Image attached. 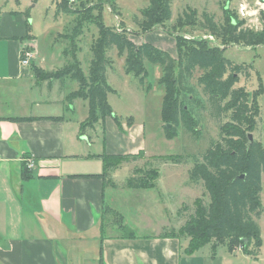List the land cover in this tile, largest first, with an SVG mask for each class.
Instances as JSON below:
<instances>
[{"label":"rangeland","instance_id":"1","mask_svg":"<svg viewBox=\"0 0 264 264\" xmlns=\"http://www.w3.org/2000/svg\"><path fill=\"white\" fill-rule=\"evenodd\" d=\"M114 1L117 5L116 10L107 0H2L0 8L15 13L12 31L27 33L18 37L19 40L27 39L28 34L33 35L32 39H35L36 49L39 52L37 62L33 64L42 72L56 73L74 63L76 59L80 62L84 74L87 75L93 59L92 45L99 38L97 23L101 21L105 26L114 27L115 13L120 16L121 27L129 31V38L136 44H140L141 41H150L157 47L170 52L177 60L174 37L178 35L186 39L187 43L202 40L208 41L212 46L226 49L224 52L226 57L252 67H249L248 73L241 74L235 87L242 89L245 87L250 93V104L256 103L258 106L259 113L256 112V118H251L254 129L247 130V132L253 134V142L260 141L264 147V46L241 44L224 46L220 39L200 30L196 24L185 27L176 23L177 17L188 10L189 12L195 10L199 19H203L204 14L207 13L213 15L216 21L223 22L227 10L236 18V21L243 23V27L260 31L264 29V0H173V18L164 25L153 26L150 30H145L140 22L142 21V9L148 7L151 0ZM63 4L68 6L70 11L58 14L57 8ZM3 20L6 22L5 18ZM76 28L80 30L78 34L75 32ZM74 53H76L75 56ZM107 56L110 61L107 70L108 82L114 89V92L108 94V102L115 114L119 116L121 123L125 122V133L130 134L128 128L131 124L144 125L142 143L145 148L137 159L122 164L112 172H118L124 176L128 174V176L126 179L119 178L121 180L117 181L118 192H113L111 186L107 189V204L112 205L113 203L123 218L115 211L106 210L105 235L127 236L132 233L161 235L165 231L168 234L172 231L178 232L187 221L188 215L194 212L195 202L199 198H203L204 201L209 198L204 181L194 180L191 170L196 164L204 162L203 156L207 153L212 141L219 140L220 126L229 119L211 114L207 95L199 84L198 77L201 71L198 70L188 82L193 87L192 94L195 99L203 100L205 107L198 108L196 101L189 100L190 98L184 99L185 107L190 108L198 120L196 125L198 131L188 132L181 123L177 127V135L170 137L167 122L162 118L165 88L161 84L163 76L161 66L146 62L148 72L141 83L139 78L125 71L126 52L121 55L120 51L114 48L108 52ZM35 76L33 85L36 90L45 81H47L45 82L46 87L49 86V82L55 80L57 84L62 85L64 92L60 93L58 88H55L52 95L65 103L66 117L70 118L68 122L69 142L70 137L73 136L81 144V152L85 150L95 153L105 152L106 123L104 124L103 119L100 118L95 122L94 127H91L89 123L83 132L82 124L89 117V103L80 97L75 101L69 98L72 92L80 88L79 83L77 84L68 76H65L64 80L59 78L41 80V77ZM33 93H35L34 97L42 98L43 96V93L39 91H32V95ZM32 95L28 97L31 98ZM185 95H182L180 100ZM167 103L169 104V101ZM255 108L252 106V110L256 111ZM107 120L111 123L114 121L112 117ZM82 136L89 140L82 139ZM177 158L182 160L176 162ZM136 168L142 169L144 173L152 169L151 174L148 172L151 188L137 189L125 186L130 176L139 175L135 173ZM108 184L111 185V183ZM110 198H112V203ZM262 199L264 204V181ZM185 206H189L190 209L184 210ZM122 220L124 226L126 224V227L132 228L131 232L125 230L122 222L120 223ZM258 221L263 239L264 212ZM116 224L120 227L117 228ZM262 244H264L263 240ZM79 245L88 258L93 255V252H99L96 246L91 249L89 244L83 247V243L80 242ZM253 246L254 244L250 245V251ZM207 249L214 252L217 249L216 252L219 255H231L239 260L245 253L239 247H236L233 252L227 242L217 245H214V242L208 243L202 250L206 253L209 251Z\"/></svg>","mask_w":264,"mask_h":264},{"label":"crops","instance_id":"2","mask_svg":"<svg viewBox=\"0 0 264 264\" xmlns=\"http://www.w3.org/2000/svg\"><path fill=\"white\" fill-rule=\"evenodd\" d=\"M14 14L0 8V264H264V238L262 248L239 260L219 255L217 249L204 253L208 244L188 255V238L105 235L104 206L121 216L112 198V205L107 204V189L118 192L117 181L128 174L112 173L116 186L108 184L102 154L144 151V125L131 124L127 134L125 122L120 126L107 117L103 153L81 152L73 136L69 142L65 103L52 95L55 88L60 93L64 89L56 80L34 89L37 44L35 39H18L27 33L12 31ZM24 46L36 49L29 66L21 64ZM32 91L43 93L42 98ZM25 155L36 165L28 180L22 175ZM80 242L99 252L89 259Z\"/></svg>","mask_w":264,"mask_h":264},{"label":"trees","instance_id":"3","mask_svg":"<svg viewBox=\"0 0 264 264\" xmlns=\"http://www.w3.org/2000/svg\"><path fill=\"white\" fill-rule=\"evenodd\" d=\"M107 1L115 10L117 9L114 0ZM172 2L173 0H151L150 5L142 9L140 22L142 27L150 30L155 25L161 26L170 21L173 18ZM69 11L68 6L64 4L57 8L58 14ZM176 23L185 27L196 24L200 30L220 39L224 46L227 44L264 46V29L257 31L243 27V23L236 21L227 10L223 22L216 21L213 15L207 13L204 14L203 19H199L195 10L190 12L188 10L177 17ZM97 25L99 38L92 45L93 59L87 75L82 71L80 62L75 59L74 63L56 73L42 72L38 68V76L42 80L63 79L68 76L79 83L80 88L72 92L69 98L73 100L80 97L89 103V117L82 124L84 132L89 123L94 127L95 122L100 118L104 122L107 117H112L121 126L119 116L108 102V94L114 92L107 75L110 66L107 54L110 50L116 48L121 55L126 52L125 71L139 78L141 83L148 72L145 63L159 64L163 70L161 84L165 88L162 118L167 125L171 124L167 129L170 137H174L181 123L188 132L198 131L196 126L198 120L193 111L185 107L184 101L190 98L189 100L197 102L196 107H205L203 100L195 99L192 94L193 87L188 82L196 71H201L198 80L207 95L209 106L207 107L211 114L229 120L220 126L219 140L212 141L203 156L204 162L196 164L191 170L194 180L204 181L209 198L206 201L199 198L195 202L194 212L188 215L180 231H172L170 234L165 231L160 236L188 238L189 244L186 248L188 255L212 242L214 245L227 242L232 251L241 246L246 254H255L262 239L258 220L264 212L262 199L264 147L260 141L250 143L248 140V133L251 132L247 130L254 129L251 118H256L259 113L258 106L256 103L250 104V93L245 87L243 89L235 87L241 74L248 73L247 70L251 66L231 60L224 54L226 49L212 46L208 41L195 40L187 43L186 39L179 35L174 37L177 60L170 52L157 47L152 42L136 44L129 38L127 30L117 32L101 21ZM78 31L80 32L76 28V34ZM32 36L28 34L26 38L29 40L33 38ZM27 39L23 38L22 41ZM73 55L75 56L76 53ZM35 67L32 66L34 71ZM184 94L185 97L180 100ZM252 106L256 107V111L252 110ZM141 154L142 151L138 154H102L103 176L107 183L116 186L110 180L112 172L122 164L137 159ZM24 157L22 175L24 180H28L32 177V169L29 168L27 161L30 157L26 155ZM175 160L180 162L182 159ZM135 171L139 175L130 176L125 186L137 189L151 188L148 172L151 174L152 169L147 173L138 168ZM187 209L190 207L185 206L184 210ZM105 211L104 206V213ZM124 228L129 232L132 231L126 226ZM251 244L254 246L250 251Z\"/></svg>","mask_w":264,"mask_h":264},{"label":"built area","instance_id":"4","mask_svg":"<svg viewBox=\"0 0 264 264\" xmlns=\"http://www.w3.org/2000/svg\"><path fill=\"white\" fill-rule=\"evenodd\" d=\"M116 23L115 26L113 27L115 29V31L117 32H122L124 29L121 27V20H120V16L118 14H114ZM35 47L34 46H24V48H22V52H21V64L23 66H29L31 64V61L33 60V58L35 57ZM28 166L29 168L33 169L36 165H35V160L33 158H29L28 160ZM241 248V247H240Z\"/></svg>","mask_w":264,"mask_h":264},{"label":"water","instance_id":"5","mask_svg":"<svg viewBox=\"0 0 264 264\" xmlns=\"http://www.w3.org/2000/svg\"><path fill=\"white\" fill-rule=\"evenodd\" d=\"M167 126H168V128H170L171 124H168ZM248 138L250 140V143H252L254 141V136L252 133H248ZM241 177H243V175Z\"/></svg>","mask_w":264,"mask_h":264}]
</instances>
